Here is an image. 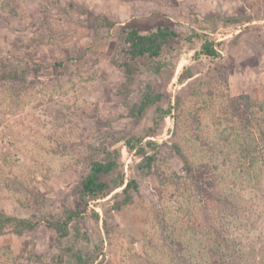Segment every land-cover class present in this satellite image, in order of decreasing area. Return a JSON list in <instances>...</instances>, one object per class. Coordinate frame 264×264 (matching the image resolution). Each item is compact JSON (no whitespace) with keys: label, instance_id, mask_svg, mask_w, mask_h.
<instances>
[{"label":"rangeland","instance_id":"374dc122","mask_svg":"<svg viewBox=\"0 0 264 264\" xmlns=\"http://www.w3.org/2000/svg\"><path fill=\"white\" fill-rule=\"evenodd\" d=\"M158 27L178 34L164 50L172 65L139 73L130 103L147 85L163 100L133 118L112 61L118 36ZM190 29L221 57L197 58ZM14 66L26 75L2 79ZM158 106L173 108L159 125ZM131 136L159 144L147 174ZM114 150L119 168L101 179L139 190L91 202L65 238L44 223L8 226L0 264H264V0H0V211L62 220L81 207L91 164Z\"/></svg>","mask_w":264,"mask_h":264},{"label":"trees","instance_id":"16d2710c","mask_svg":"<svg viewBox=\"0 0 264 264\" xmlns=\"http://www.w3.org/2000/svg\"><path fill=\"white\" fill-rule=\"evenodd\" d=\"M83 12L87 10L83 9ZM89 21L95 23L99 28L113 29L116 23L107 16L89 14ZM237 20H232L236 22ZM185 41L187 43L200 42V50L196 52V57H206L212 60L221 57L215 41L210 39L207 34L199 33L190 29ZM178 37L177 32L172 27H158L156 29L144 32L138 28L123 29L118 36V43L113 55V64L124 74L125 81L119 90L120 95L126 101L130 116L140 117L148 108L158 105L163 100L162 94H156L151 85H147L141 99L136 103H130V98L135 84V77L144 70H151L155 74L169 69L172 61L164 57V50L171 42ZM26 75V71L19 66L4 70L1 78L4 80H19ZM173 108L170 106L164 109L157 108L158 121L164 120L172 115ZM125 145L131 152L140 156L141 162L138 164L139 170L147 174L154 167L159 154V144L155 141L145 138L131 136L125 140ZM174 149L178 157L183 162L187 172L192 171V165L189 158L185 155L182 148L175 144ZM116 150L108 152L106 161H95L91 164L90 170L81 183L80 203L81 207L76 209H66L64 218L58 221H35L32 219H23L9 216L0 211V235L6 232L8 226L14 227L16 234H22L26 231H33L44 223L48 228L54 229L60 238L69 235L70 225L80 218L84 217L91 202L106 198L113 188L124 187L123 193L127 200L130 197V190H139V184L136 180H131L125 184L121 177L112 187L101 179L102 175H109L119 168V156Z\"/></svg>","mask_w":264,"mask_h":264}]
</instances>
